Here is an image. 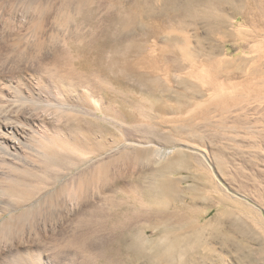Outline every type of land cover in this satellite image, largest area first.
I'll list each match as a JSON object with an SVG mask.
<instances>
[{"label": "bare ground", "instance_id": "1", "mask_svg": "<svg viewBox=\"0 0 264 264\" xmlns=\"http://www.w3.org/2000/svg\"><path fill=\"white\" fill-rule=\"evenodd\" d=\"M112 4L117 11L106 14L107 26L99 35L92 32L88 39L79 34L63 39L50 36L51 41L66 45L54 52L50 62L61 73L52 88L48 86L50 82L44 84V77H36L29 82L31 86L22 90L14 80L6 83L0 78V173L7 169L21 174L2 177L5 181L0 180V195L16 197L30 210L35 203L40 205L41 201L62 194L65 169L69 175L83 166L77 176H71L70 187L74 191L83 189L85 194L98 180L101 202H87V208L73 218L87 224L102 220L112 237L102 256L94 245L81 241L82 231L78 228L65 243L61 242V247H72L83 260L100 264H192L193 253L202 259L198 264H218L219 261L210 263L211 252L202 254L198 246L202 237L208 235L207 227L200 223L203 213L211 207L219 209L223 202L220 188L189 173L193 184L184 190L182 179L172 174L187 170L192 155L177 149L169 161L161 162L172 151L135 147L138 140L127 128L138 132L145 128L148 142L159 137L165 140L160 142H167V136H160L166 134L160 131L165 120L159 110L164 100L172 96L176 110L186 114L185 127L192 124L195 117L190 112L195 108H202L198 118H206L205 108L215 101L206 102L205 92L219 95L226 79L240 76L234 70L244 71L240 66L244 60L228 57L227 49V42L248 44L246 33L239 28L241 22L254 24V37L264 36V0H113ZM31 37L44 48L43 28ZM159 41L163 44L154 43ZM258 57H264V52ZM254 70L252 67L246 73ZM63 81L69 85L75 81V86L83 88L64 92L57 86ZM235 85L231 81L227 86ZM96 92L100 98H96ZM35 110L41 114H34ZM48 119L57 123L48 128ZM112 130L119 132L121 142L109 140ZM34 139L42 151L41 167L37 168L25 162V151L29 149L26 141ZM129 148L134 150L132 155L127 153ZM113 152L118 153L117 158L107 157ZM65 159L71 168L67 162L68 167L64 166ZM116 161L133 170L141 162L144 165L127 173L126 186L111 175ZM50 170L56 173L49 174ZM111 191L114 195L109 194ZM184 191L191 195L183 196ZM197 195L199 199L194 197ZM16 208L7 206L3 212L13 213ZM9 226L5 224L6 228ZM148 228L153 230L150 236ZM23 249L17 247L11 253L12 264H54L44 260L39 251L29 255Z\"/></svg>", "mask_w": 264, "mask_h": 264}, {"label": "rangeland", "instance_id": "2", "mask_svg": "<svg viewBox=\"0 0 264 264\" xmlns=\"http://www.w3.org/2000/svg\"><path fill=\"white\" fill-rule=\"evenodd\" d=\"M112 3L113 0H0L1 80L4 79L6 83L9 79L14 80L16 84L19 83L21 89L31 86L30 83L32 80L35 81L36 77H44V84L50 82L48 86L53 87L52 84L57 83L56 78L60 72H57L50 62L54 52L57 49L63 50L66 45L62 41H51L50 36L57 35L63 39L76 37L79 34L88 39L92 32L98 34L107 26L106 14L117 11ZM253 27L254 24L251 22H241L239 25L240 31L246 33L248 44L238 45L227 42L228 57L242 58L244 61L240 66L244 71L240 73L242 72L240 68L234 70L240 76L226 79L225 87L223 91L219 90V95L214 96L213 91L205 92L203 99L207 100L206 102L215 101L205 108L206 118L201 116L198 118L199 110L202 108H195L190 112L195 117L192 124L185 127L186 114L183 110H176L172 96L171 99L164 100L159 110L160 117L165 120L160 131L166 134L160 136H167V142H160L164 140L161 137L152 138V142H148L146 138L149 134L144 132L145 128L139 132L132 127L127 128L128 133L133 134L134 139L138 140L134 142L137 144L135 147L153 146L171 150L172 152L161 162L171 159L177 149H183L192 155L187 170L172 174L182 179L181 186L184 190L193 184L189 173L197 174L203 181H211L220 188L219 193L223 197L220 208H208L200 219V223L207 227L208 235L202 237L204 240H200L201 244L198 247L202 254L211 252V259H208L210 263L219 261L218 264H264V57H258L264 52V36L254 37ZM39 28L44 29V48H40L31 37ZM154 43L160 45L162 42ZM43 64L44 70H42ZM252 67L255 68L254 72L250 71L247 74L246 72ZM228 81L235 83V87H228ZM20 83L23 84L22 87ZM75 85V81L72 85L67 81L57 84L64 92L76 89ZM82 88L83 86L77 87L80 91ZM95 94L96 98L101 97L99 92ZM235 101L238 103H233ZM190 109H193V106ZM34 114H41V111L35 110ZM47 122H49L48 128L57 123L54 119H48ZM109 137L110 141L116 143L123 140L117 130H112ZM118 138L122 140L118 141ZM26 143L29 149L25 151V162H30L29 165L33 163L36 168L39 165L41 167L39 157L42 151L39 150V141L34 139ZM131 151L134 150L129 148L127 153L131 154ZM115 153L107 157L117 158L118 153ZM64 162L67 168L69 164L67 159ZM116 163L117 161L114 166L112 165L113 167L111 166V175L116 179L119 178V181L127 186L129 180L127 173L133 169L123 163L117 165ZM143 165L142 162L139 163L133 171L139 170ZM68 168H71L70 164ZM82 168L85 167L79 166L73 169L68 173L72 174L70 176L65 174L68 171L65 169L62 176L65 191L46 199V202L41 201L40 205L35 203L30 210H27L26 205L20 204V201H16V197L5 193L0 195V210H2L0 211V264H12V254L17 247L24 248L23 251L29 252V255L39 251L44 255V260L49 259L54 264H82L81 253L80 255L75 253L72 247L60 246L77 228L82 231L81 241L86 242V245H94L98 255L106 254L112 234L105 228L104 221L94 219L87 224L83 221L78 223L73 218L81 209L87 208L89 202L93 204L101 202L98 180L92 184L93 186L86 188L85 194L88 196L86 198L83 189L74 191L70 187L72 178L77 176ZM48 173L56 172L50 170ZM118 174H122L123 177H118ZM17 176L21 174L4 169L0 180L4 182L2 177ZM55 188L58 190L59 185ZM112 193L111 191L109 194ZM184 195L187 197L191 194L184 191ZM194 197L199 199L200 195ZM7 206L17 208L13 213L3 212ZM7 223L10 224L8 228L5 227ZM152 231L148 228L147 234L150 236L153 234ZM193 255L195 260L193 259L192 264H198L196 262L202 259L197 253ZM247 255L252 258L251 261ZM204 259L206 260V257ZM83 261V264H100L90 259L86 260L87 262Z\"/></svg>", "mask_w": 264, "mask_h": 264}]
</instances>
